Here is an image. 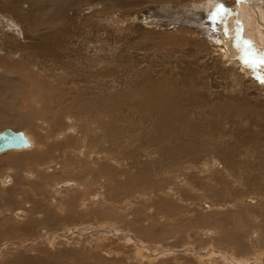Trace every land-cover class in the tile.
Listing matches in <instances>:
<instances>
[{"label":"rangeland","instance_id":"rangeland-1","mask_svg":"<svg viewBox=\"0 0 264 264\" xmlns=\"http://www.w3.org/2000/svg\"><path fill=\"white\" fill-rule=\"evenodd\" d=\"M51 1H22L24 13L32 17L30 24H22L23 29L18 25L19 20L15 14L0 12L1 20L2 17L8 19V15L9 19L18 20H16L17 22L12 20V24L6 27L7 29L4 28L5 34L9 33L7 35L14 40L8 44L9 50L19 51L18 45L21 41L23 46L27 47L25 51L34 57L35 49H30V46H37L39 41H45L42 47L48 51L46 53L48 55L43 59L47 63L50 61L49 64L53 65L57 53V50H54L56 42L54 43L53 38L56 36L47 39H43L41 36L51 30L57 29L61 32L65 30L67 35L61 38H65V41L60 45L63 48L68 44H77L78 41L74 38L75 31L81 32L82 35L80 34L81 36L77 38L80 44L86 46L83 50H76L77 56L81 57L84 53L86 62L95 65L92 66L95 70L101 71L100 66L103 63L104 71L108 72L110 69L114 71L112 74L116 73L112 77L111 72L108 73L110 75L105 72L106 77L103 79H94V82L104 88V93H109L120 85L118 82L122 81V78L119 77L121 76L118 73L119 70L129 71L133 67L141 70V68L150 66L149 68L158 71L159 68H174L173 66L176 67V65L178 68L183 63L185 64L183 66H186L189 60H192L191 54L186 59L187 61L182 63L183 59L182 61L181 59L176 60L178 53L169 57L167 55L169 50L166 49L167 57L164 56V49L146 48L145 45L148 44L151 47L150 40L153 42L159 40L152 36L148 41V38L143 36V30H148L147 35H150L154 29L166 34L171 32L174 35L182 28H189L190 32L195 30L196 33L198 32L197 34H201L202 39L200 38L199 45L202 40L206 44L201 49L199 46H192L194 44L190 42V46L199 47L201 52L193 50L192 54L196 53L195 56H201V54L204 56L203 54H205L207 57L200 61L199 68L194 66L192 69L197 76L196 82L206 76L210 80L208 83L211 84V89L215 91L212 94L205 92L210 97L202 96L200 102L202 103L206 97L210 101H218L223 105H235L234 113H212L213 110L210 107H205L203 113L206 117L208 116V121L211 119L209 125H212V121L214 122L212 126L217 121L218 124H221L219 131L221 136H227L224 133L230 135V138L223 140L226 142L228 140L229 143L232 141L231 145L235 146L233 150L236 149L234 152L230 150L227 155L234 159L235 170H237L235 162L240 165L242 170L240 168L235 173L227 171L226 168H223L225 167L223 162V164L221 161L216 162L217 158H212V161L210 158L206 159V163V160L197 162L198 167L196 164L179 162L177 172L169 173V175L156 173V178L144 175L130 177L123 169L131 167L132 161L121 156L108 157L104 154L105 156L101 155L100 157L104 159V164L109 165L108 168L104 167V186L100 183L93 184L95 181L92 179V173H90L92 175H87V173L79 175L78 170L71 171L70 167L66 166L64 159V157L67 158L64 154L67 140L80 139L79 144H83L85 134L88 133L86 124L91 128L90 124L95 114L93 111L89 113L87 106L86 109L84 108L86 105L84 101H75L74 92L78 91H71L73 82L67 81L66 85L62 83L57 85L53 83L48 74L46 77L45 74L33 73L32 70L28 73L31 68L27 67L25 63L16 69L10 68L1 61L0 131L11 128L28 132L27 134L31 135L30 138L34 142L29 148L30 150L0 153V183L3 179H7L4 181L5 185L0 184V264H55V262L57 264H264V215H260L264 214V194L253 190L261 188L264 184V83L259 82L252 70L244 65L242 59L245 55L243 51L245 40L252 41L257 48L264 50V0H246V2L219 0L218 5H221L222 8L225 7V13L222 9L219 11L224 15H221L223 22L221 20L212 23V19L209 20L205 16L208 21L205 26L204 24L198 25L194 21L196 17H200V12L205 15L204 10L210 9L208 8L210 0H139L140 4L131 0H121L123 4L119 0ZM0 3V7L4 6L8 0H0ZM124 4L126 5L122 6ZM63 6H68L71 9L68 13V20L61 25L58 23V18L55 17V11ZM198 7L203 10L195 9ZM154 9L161 10L157 13L161 12V14L167 15L168 22L162 21L161 25L151 23L152 20H149L148 15ZM158 17L160 18V15ZM170 19L174 20V24L166 25L165 23H169ZM225 19L227 22L224 21ZM210 24H216V27L209 26ZM203 27L208 29L211 35L209 39L212 41L199 33ZM195 32L193 35L196 37L192 36L193 40L197 42ZM1 33L3 34V32L0 31V39ZM135 35L138 36V39L134 38ZM126 37L129 38L126 39ZM130 37L136 44L130 40ZM160 43L164 45L163 41ZM133 44L135 45L133 46ZM188 47L187 45V50ZM68 50L71 51V48ZM2 54L0 52V55ZM67 56L65 57L73 63H77L75 57ZM20 73L21 75H19ZM9 77L11 78L9 79ZM15 80L17 82L14 83ZM124 84L125 82L122 81L121 86ZM218 91L219 93H217ZM58 94L61 96L59 104L49 97L53 95L58 99ZM66 95L72 96L71 102ZM76 96L79 97V95ZM212 96L214 97L211 98ZM89 97L95 100V93L90 92ZM34 103L38 104V107ZM237 104L244 111L243 114L239 111ZM206 109L209 112L211 109V113ZM125 114L130 113L126 111ZM237 114L239 115L234 116ZM239 116L241 120L238 118ZM198 119H200V115L197 114V117L192 121L195 124L197 122L199 127L203 128ZM18 121L21 122V125ZM94 131L98 133L97 129ZM76 143L78 141H74L73 145L67 148L76 149V154L80 159H83L82 156H85L86 151L83 147L78 149ZM147 153L149 154L150 151L145 146L141 153V155L143 154L142 159H148L146 158ZM33 154L41 156L32 158ZM98 154L102 153H94L93 149L92 152L91 150L87 152L88 158L93 161L98 160ZM152 156L153 161L156 159L155 153ZM39 158L41 159L39 160ZM241 159L243 163L240 161ZM74 161L73 167H76L77 160ZM202 164L204 165L202 166ZM248 165H252V168L257 166L258 169L252 170ZM203 169L204 172H202ZM210 169H214V171L210 173ZM92 170L88 169L87 171L92 172ZM255 171L256 175L254 176L253 172ZM242 173L247 175V182L241 178ZM96 174L97 172L94 175L100 178ZM217 174L220 176V180L226 177L228 184L221 183L224 184L222 187L227 188L226 192L221 190L214 192L216 191L215 187L220 184L216 178ZM26 177L27 179L24 181L23 179ZM16 180L19 182L17 183ZM83 180H86L87 188L82 183ZM259 180L262 182L260 183ZM160 181L164 185L161 190L159 188L158 190L157 183ZM37 183L39 184L36 185ZM31 184L34 186H30ZM3 187L7 189L10 187L13 195L10 194V190ZM37 188L41 190H39L40 193ZM134 190L140 195L135 194ZM67 192L69 194H66ZM26 194L29 195V199ZM137 195L140 197L138 198ZM37 198L40 200L38 201ZM36 199L37 204L35 203ZM39 202L40 205H38ZM35 204L37 208L34 207ZM63 205L65 209H63ZM31 207L32 210L35 208L37 212L36 210H34L35 212L30 211ZM40 208L45 210H40ZM260 211L263 212L260 213ZM55 237L56 239H54ZM54 244L56 248L53 246Z\"/></svg>","mask_w":264,"mask_h":264},{"label":"bare ground","instance_id":"bare-ground-1","mask_svg":"<svg viewBox=\"0 0 264 264\" xmlns=\"http://www.w3.org/2000/svg\"><path fill=\"white\" fill-rule=\"evenodd\" d=\"M22 1L21 0H8V3L6 5L4 3H2V4H4V6L1 5V7L2 6L3 7L2 8L0 7L1 8L0 9V12L1 13L8 12V13L15 14V16L18 18L19 21L17 19H12V20H14L15 22L18 21V25L20 26V28L23 29L24 27H23L22 24H26V23L30 24L31 21H32V17L30 15L24 13V11H23V8L24 7L22 8V4H24V3H22ZM122 1H124V0H122ZM122 1L119 0V2H122ZM131 1L132 2L135 1L138 4H140L139 3V0H131ZM131 1H130V3H132ZM28 2H30V1H28ZM130 3H128V5H130ZM209 3H210V5H209V7L208 6L207 7L210 8V9L208 10V9L205 8L206 9V10H204L205 11V15L203 14V12H200L199 13L200 14L199 15L200 17H196V19H195L194 22L198 23V25H203L204 24V26H205V24H207V22H208V21H206L207 18L209 20L212 19L211 20L212 23L220 22L221 20H222L221 22H223V17H222V16H224V15H222L223 13L217 11L218 4L220 3V1L219 0H214V1L213 0H210ZM58 4H60V3H58ZM122 4H123V2H122ZM125 5L126 4H124L122 6H125ZM241 5H243V4H241ZM47 6H50V5H47ZM237 6H239V5H237ZM70 9L71 8L68 7V6H63L62 8H60V9L58 8L55 11L56 12L55 17L58 18V21H59L58 23H60L62 25L63 23H65L68 20V17H69L68 13H69ZM158 9H156V10L154 9L153 12L151 11V13H149L148 17H150V19L149 18L148 19L149 20H152L151 23H158V25H161V22L162 21H167L168 22V19L169 18H166L167 15L161 14V12L157 13L158 11H161V10H158ZM195 9H198V10H201V11L203 10V9H201L199 7L198 8H195ZM214 13L216 14L215 16H214ZM159 15H160V18L158 17ZM9 18H10V16L8 15V19H4V17H2V20L3 21L0 19V31L3 32V34L1 33L2 36H1V39H0V40H2V41H0L1 42V44H0V52L3 53L2 55H0V62L3 61L10 68H16V69H19L23 65V63H25L27 67H30L31 68V69H29L28 73H30L31 70H32L33 73L36 72L37 74H41V75L42 74H45V76H46V74H48V76L51 78V80L53 81V83H55L57 85H58V83H62L64 85H66L69 81H72L73 82V89L71 91H73V90H77L78 91L77 93L74 92L75 94H74L73 98L75 99V101L76 100L79 101V102L80 101H84L86 103V105H84V108L86 109V106H87V108H88L87 111H89V113H90V111H93L95 113L94 116L92 117V123L90 124V127L91 128H89L87 126V124H86V130L88 131V133L85 134V139H84V143L83 144H81V145L79 144L81 142L80 139L79 140H76V139L72 138V139H68L67 140L68 141L66 143L67 147H70L71 145H73L72 143L74 141H78V143L75 144L76 147L78 149H80L81 147H83V149H85V151H86L84 153L85 156H82L83 159H80L79 156L76 154V149L70 150L67 147L64 148L65 149L64 154H66V157H67V158L64 157V159L66 160V164H67L66 166H69L71 171L78 170L77 173L79 175L82 174V173H87V175H92L93 174V178L92 179H94V181H95L93 184L100 183L101 185L104 186V170H105L104 167H107L108 168V166H109V165H106L107 163L104 164V159L102 158L104 154L105 155H108V157L109 156H111V157L121 156L122 158H124V159H126L128 161H132V166L131 167H129L127 169L126 168L123 169V170H125L124 172H126V174H128V176H130V177H139V176H143L144 175V176H147L149 178H156V173L162 174V175L163 174L164 175H169V173H176L177 172V165H178L179 162H181V163L182 162L183 163H189L190 165L196 164V166L198 167L197 162L205 161L206 159H210V158L211 159L212 158L213 159L214 158H217L218 161H216V162H219V161H221V163L223 162L224 163V166H225L223 168H226L227 171H233L235 173L237 170H240L241 167H240V165L237 162H235L236 163V169H237V170H235V164L233 163V160L234 159L230 155H227L230 150L234 152V150L236 149L235 148L233 150V148L235 146L233 147V145H231L232 141H231V143H229L228 140H227V142L223 140V139L230 138V135L224 133V135H227V136H225V137L224 136H221V134L219 133V131L221 129V124H218L217 123L218 121L217 122L215 121L216 122L215 125L212 126L213 123H214L212 121V125H209V124H211L209 122L211 119L208 121V119H209V118H207L208 116L206 117L204 115V113H203V110H205L204 109L205 107H210L213 110L212 113L213 112L214 113H222V112H225V114L227 112H231V113L233 112L234 113V111H235L234 110L235 109L234 106L235 105L234 106L233 105H231V106H229V105H223V104H220L218 101H210V99H208L206 97H205L206 101H205V99L202 98L204 101L202 103L200 102L201 101L200 99H201L202 96H209L206 93L212 94V93H214L215 90L213 91L211 89L212 86L210 87L211 84L208 83L209 78H207L206 76H204L199 82H196L197 76L194 73V71H193L192 68L194 66H196L197 68H199L200 67V64H199L200 61H202V59H204L207 56H205V54H203L204 56H202V54H201V56H197V55L195 56L196 53L192 54L193 50L197 51L198 53H201L200 50H199V47H201V49H203L202 46H204L206 44L202 40L201 41V45H199V43H200L199 41H200V38L202 36H200L201 34H197L198 32L196 33L195 30H192L191 29L193 32H190L189 28L188 29L187 28H185V29L182 28L181 30H179L178 33H176V34L173 35L171 32H168L166 34V33L161 32L158 29H154L151 32L150 35H147L149 33L148 30H143L142 29L143 30V33H144L143 36L146 37V38H148V41L150 40V38L152 36L156 40H159V41H156V42H153V41L150 40L151 47L148 44V45H145L146 48H148V49L149 48L150 49L151 48H154V49L155 48H157V49H164L165 50V55L164 56H167L168 55L169 57L174 56L176 53H178L176 60L181 59V61H182V59H183L182 63L184 61L186 62L187 61L186 59L191 54L192 60H189V63L186 66H183V65H185L183 63V65H179L178 68H177V65H176V67L173 66L174 68H172V67H169L168 69H166V68L165 69L159 68L158 71L154 70L153 68H149L150 66L149 67L146 66L145 68H141V70H139L140 68L139 69H136V67L131 68L129 71L119 70L121 72V74H120V72H118L119 75H121L119 77L122 78V81L125 82V84L123 86H121L122 85V81H120V82H118V83H120V85H118L117 88H114V90L113 91L111 90V92H109V93H104V88L100 87L99 86L100 85L99 83L94 82V79H103L104 77H106L104 75V73L107 72V70L104 71V69H105L104 68V64L101 63V66H100L101 71H98V70H95L94 67L92 68V66H95V65H90V64H88L86 62V58H85L86 55L84 53L82 54L81 57L77 56L78 53L76 52V50H83L84 47L86 46V45L83 46V44H80V42H79V40L77 38L78 36H81L82 35L81 32H76L75 31L76 35L74 36V38L77 39V41H78L77 44L76 43H73L72 45H69L68 44V45L64 46L63 48L60 45H62L64 43V41H65V38L61 39L62 37H65L67 35V33H66L65 30H63L62 32L60 30L58 31L57 29L56 30H51L50 32L45 33V34H43L41 36L43 39H47V38L56 36V37L53 38V40H54V43L56 42L55 43L56 44V48L54 50H57V53L55 55V61L53 62V65H51V64H49V62H50L49 60H48L49 62L47 63L43 59V57H46L48 55V54H46L48 51L45 50L44 47H42L44 45L45 41H39L38 40L39 42H38V45L37 46H30V49H33V50L35 49L34 50V53H36V54L34 55V57H32L28 52L25 51V49L27 47L26 46H23V44H22L21 41H20V44L19 45L17 44L19 46L18 47L19 51H17L16 49H10L9 50L8 44L9 43H12L14 41L11 36L7 35L9 33L5 34V31H4L5 30L4 28L9 27L12 24V20L9 19ZM226 19L224 21H226ZM145 20L147 22H150L147 19H145ZM2 23H4L3 24L4 26L2 25ZM184 23H186V22L184 21ZM189 23L191 24V22H189ZM165 24L166 25L174 24V20H171L170 19L169 23H165ZM209 26L216 27V24H210ZM152 28H154V27H152ZM138 29H141V28L138 27ZM201 29L199 30V33H202V35L207 36L208 39H209V37L211 35L208 32V29L205 28V27H203ZM149 30H152V29H149ZM20 32H22V31H20ZM194 32L197 34V42L193 40V36L196 37V35H193ZM14 33H17V32H14ZM136 33H138V32H136ZM189 34H190V36H188ZM137 37L138 36H136L134 38H137ZM127 38H129V37H126V39ZM130 40H132L131 37H130ZM160 40L163 41L162 44H164V45H161V43H160L161 41ZM209 40L212 41V39H209ZM132 41H134V40H132ZM190 42H193L194 45H192V46H199V47H192V46H190L191 45ZM16 43H18V42H16ZM134 43H135V41H134ZM135 44H133V46ZM187 45L189 46L188 47V50L186 48ZM45 48H47V47H45ZM60 48H61V50H60ZM70 48H71V51L68 50ZM166 49L169 50L168 54L166 52ZM184 52H185V54H183ZM67 55H72L73 57H75V60L77 61V63H73V61L70 60L72 58H70V56H67ZM121 55H124V54H121ZM12 56L14 58H11ZM65 56L69 57L70 59L69 58H66ZM231 57H232V55H231ZM121 62H124V61H121ZM135 63L136 64H139L137 62H135ZM121 64H123V63H121ZM83 68H85L86 70H84ZM199 71L201 72L200 69H199ZM5 72H7V71H5ZM109 72H111L112 77L115 76V74H116V73L115 74L114 73L112 74V72H114V71L113 70H110V69L108 70L107 74ZM19 75H21V73ZM108 75H110V74H108ZM197 75L200 76V74H197ZM1 77H2V75H1ZM22 77H23V74H22ZM38 77H39V75H38ZM10 78L11 77H9V79ZM35 79H36V77H35ZM107 79H108V77H107ZM114 79H115V77H114ZM120 79H118V80H120ZM13 80H12V82H13ZM15 82H17V80H15L14 83ZM113 82H115V81L113 80ZM112 85H115V84H112ZM9 89H10V87H9ZM30 92H29V94H30ZM90 92L95 93V100H93V98H90L89 97V93ZM217 93H219V91ZM33 94H34V92H33ZM76 95H79V97L76 96ZM66 96H68V95H66ZM80 96L82 97V99H81ZM42 97H44V96H42ZM49 97L52 100H54L56 103H58V104L61 102L60 101V97H61L60 94H58V99L55 96H53V95H51ZM213 97L214 96H212L211 98H213ZM28 98H30V96H28ZM48 98H47V101H48ZM73 98H72V96H68L69 102H71ZM245 98H247V97H245ZM34 104H36V103H34ZM36 105L38 107V104H36ZM239 105H240V101H239ZM39 106H41V105H39ZM237 106H238V104H237ZM27 108H29V107H27ZM84 108H82V109H84ZM244 108H246V107H244ZM211 109H210V112H209V110H207V109L206 110L209 113H211ZM238 109H239V111L242 114L244 113V111L240 107ZM245 110H248V109H245ZM126 111L129 112L130 114H125ZM85 112H86V110H85ZM252 112H253V110H252ZM197 114L200 115V119H198V120H200L201 125H202L203 128L199 127V125L197 124V122H196V124H197L196 125L192 121L193 119H195L197 117ZM254 114H255V112H254ZM254 114H252V115H254ZM238 115L239 114L234 115V116H238ZM225 116L227 118V115H225ZM231 116H233V115L231 114ZM243 116H242V118H244ZM238 118L240 119V116ZM19 125H21V122H19ZM83 127H85V126H83ZM6 129H11V128H6ZM6 129L0 131V133L3 132V131H5ZM95 129H97L98 133H96V131H94ZM12 130L15 131V132H20V130H15V129H12ZM21 132H23L24 135L28 138V140L30 141V145L27 146V147H22V148L7 149V150H4V151H1L0 153L6 152V151H14V150H25V149H29L30 147H32L34 141H32V139L30 138L31 135L29 136L27 134L28 132H24V131H21ZM221 132H223V131H221ZM44 133H46V132H44ZM258 141H259V139H258ZM145 146H146V148L148 147V149L150 151L149 154L147 153V157L146 158H148V159H142L143 158V154L141 155L142 149H144ZM92 149L94 150V153H102V154H98L97 155L98 156L97 157L98 160H96V161L90 160L91 158L90 159L88 158L87 152L89 150H91V152H92ZM40 152H41V150H40ZM151 152H152V154L155 153V156L154 157L156 159L153 160V161H152L153 156L151 157V155H152ZM13 154H14V152H13ZM64 154H62V155H64ZM81 154H82V152H81ZM101 155H102V157H100ZM40 156H41L40 154L39 155L33 154V157L32 158L40 157ZM40 159L41 158H39V160ZM75 159L77 160V166L76 167H73V164L75 162L74 161ZM139 159H142V160H139ZM213 159H212V161H213ZM62 160H63V158H62ZM240 161L242 162V159ZM206 162H207V160L205 161V163ZM242 163H240V164H242ZM38 165H40V164H38ZM203 165L204 164H202V166ZM212 165H214V164H212ZM209 168H211V167H209ZM249 168L252 169V170L258 169L257 166H253V168H252V165H250ZM88 169H91V170L93 169V170H92V172H89V171H87ZM123 170H122V172H123ZM210 170H211L210 173L214 171V169H210ZM241 170H242V168H241ZM221 171H223V170H221ZM95 172H97L96 175L97 176L99 175L100 178H98V177H96L94 175ZM202 172H204V169H203ZM240 172H242V171H240ZM240 172H237V173H240ZM90 173H92V174H90ZM220 173L223 174L222 172H220ZM247 174H250V173H247ZM253 174L255 176L256 175V171L253 172ZM262 174H261V176H263ZM88 177H91V176H88ZM162 178H164V177H162ZM216 178L219 180L220 184L218 183L219 186L215 187V190L216 191H214V192H219V190L226 192L227 191V188L222 187V186H224V184H221V183L228 184L227 181H226V177H224V179L221 178V180H220L219 179L220 176L217 174L216 175ZM241 178L243 179L244 182H247L246 181L247 175H245V174L242 173ZM262 178H261V180H263ZM25 179H27V177L24 178L23 180L25 181ZM85 179H88V178H85ZM6 180L5 179H3V181L1 180L2 183H0V184L5 185L4 184V181H6ZM261 180H259L260 183L262 182ZM91 181H93V180H91ZM163 181H165V180H163ZM16 182L18 183L19 181L16 180ZM34 182H32V183H34ZM139 182H141V181H139ZM28 183H29V181H28ZM28 183H26V184H28ZM39 183H37L36 185H38ZM82 183H84V186L86 188L88 187V184H87L86 180L85 181L83 180ZM163 185L164 184L162 183V181H160L159 183H157V189L159 188L161 190V188L163 187ZM17 186H19V185H17ZM30 186L33 187L34 185L31 184ZM32 187H30V188H32ZM85 187H84V189H85ZM3 188H6V187H3ZM15 188H17V187H15ZM252 188H253V186H252ZM53 189H55V188H53ZM77 189H79V188H77ZM6 190H10V194H12L10 187L8 189L6 188ZM39 190L40 189H38V192H39ZM253 190H255L256 192H260V193H263L264 194V184L262 185L261 188H257V189H253ZM2 191H4V190H2ZM4 192H6V191H4ZM4 192H3V194H4ZM134 192H135V190H134ZM136 192H135V194H139L140 195V193H138V192L136 193ZM145 192L148 193L147 191H145ZM70 193H71V191H70ZM10 194L8 193L7 195L9 196ZM29 194H31V193H29ZM66 194H69V193L67 192ZM85 194H87V193H85ZM26 195L28 196L27 198L29 199V195L28 194H26ZM38 195H40V194H38ZM139 195H137L138 198L140 197ZM74 196H75V194H74ZM30 198H31V196H30ZM39 198H40V196H39ZM39 198H37L38 201L40 200ZM82 198H83V196H82ZM37 199H36V202H35L36 204L38 202ZM131 199H133V198H131ZM31 202H32V199H31ZM69 203H70V201H69ZM36 204L34 205V207L37 208ZM80 204H82V203H80ZM38 205H40V202L38 203ZM41 205H43V204L41 203ZM63 209H65L64 208V205H63ZM31 210H32V207H31L30 211ZM34 210H36V209L34 208ZM34 210H32V211L35 212ZM40 210H43V208L42 209L40 208ZM30 211H28V212L30 213ZM36 212H37V210H36ZM261 212H263V211H260V213ZM11 215L13 216V214H11ZM260 215L263 216L264 214L261 213ZM7 219H10V218H7ZM9 221H11V220H9ZM12 225H14V224H12ZM54 239H56V237ZM53 246H55V244ZM49 247H51V246H49ZM55 248H56V246H55ZM26 258H28V257H26ZM55 264H57V263L55 262Z\"/></svg>","mask_w":264,"mask_h":264},{"label":"snow or ice","instance_id":"snow-or-ice-1","mask_svg":"<svg viewBox=\"0 0 264 264\" xmlns=\"http://www.w3.org/2000/svg\"><path fill=\"white\" fill-rule=\"evenodd\" d=\"M241 2H246V0H241ZM221 9L222 6L218 5L217 11L219 12ZM244 45L245 55L242 58L244 65L252 70L260 83H264V50L257 48L250 40H245ZM237 47L239 48V46Z\"/></svg>","mask_w":264,"mask_h":264},{"label":"water","instance_id":"water-1","mask_svg":"<svg viewBox=\"0 0 264 264\" xmlns=\"http://www.w3.org/2000/svg\"><path fill=\"white\" fill-rule=\"evenodd\" d=\"M222 10L224 12L225 7ZM29 145L30 141L21 131L15 132L12 129H6L0 133V152L7 149L27 147Z\"/></svg>","mask_w":264,"mask_h":264}]
</instances>
